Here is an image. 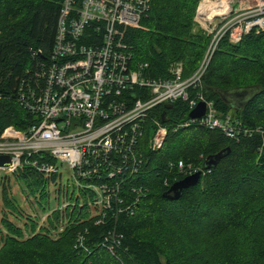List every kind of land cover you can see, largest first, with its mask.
Here are the masks:
<instances>
[{"label":"trees","instance_id":"16d2710c","mask_svg":"<svg viewBox=\"0 0 264 264\" xmlns=\"http://www.w3.org/2000/svg\"><path fill=\"white\" fill-rule=\"evenodd\" d=\"M65 1L0 0V130L38 120L22 102L45 85ZM199 1L150 0L140 26L117 36L131 54L129 63L143 65L144 77H169L178 63L185 77L198 69L211 40L195 28ZM81 4L75 0L73 6ZM95 27L85 26L80 45H102L104 31ZM199 94L248 132L229 137L193 120L190 100L183 98L170 108L155 107L144 118L142 135L130 143L127 160L112 156L122 169L111 181L118 197L104 217L94 188L72 177L63 181L60 170H0V264H207L218 248L222 257L234 254L228 264H264V29L236 43L224 36L200 82L189 88L190 99ZM151 118L168 128L157 150L149 147ZM222 150L207 168V158ZM188 165L202 171L198 183L168 199L164 192L190 174ZM107 174L99 171L96 180ZM11 177L24 199L13 195ZM40 213L46 214L42 222Z\"/></svg>","mask_w":264,"mask_h":264},{"label":"built area","instance_id":"2783aa9c","mask_svg":"<svg viewBox=\"0 0 264 264\" xmlns=\"http://www.w3.org/2000/svg\"><path fill=\"white\" fill-rule=\"evenodd\" d=\"M74 1H65L44 87L38 93L33 90L31 98L22 102L39 116L38 120L25 128L11 124L0 130V155L10 157V163L0 166V170L12 173L25 165L50 173L60 170L59 163L64 164L77 185L94 188L95 201L104 217L118 197L111 181L122 169L112 156L127 160L130 143L135 145L142 135L139 130L144 118L155 107L183 98L190 100L193 109L205 101V113L193 120L219 128L229 137L248 129L231 114L222 116L213 101L203 95L190 99L189 88L200 82L205 61L190 76L183 75L178 63L170 69L169 77L158 79L144 77L143 65L134 67L129 63L131 54L117 36L127 27L140 26L150 0H82L78 8L73 6ZM202 1L197 18L203 17L199 14ZM226 1L224 13L200 22L207 31L208 26L210 32L216 29L211 43L215 47L227 32L230 40L237 42L253 29H264V0ZM89 23H95V30L104 31L102 45H80L79 39ZM108 95L113 97L107 99ZM150 120L154 132L149 147L157 150L162 147L168 128L156 118ZM33 154L41 157L32 158ZM178 166L186 168L182 160ZM187 169L190 174L196 171L191 165ZM99 171H108L100 183L96 180ZM115 184L119 186L117 181Z\"/></svg>","mask_w":264,"mask_h":264},{"label":"water","instance_id":"95a60500","mask_svg":"<svg viewBox=\"0 0 264 264\" xmlns=\"http://www.w3.org/2000/svg\"><path fill=\"white\" fill-rule=\"evenodd\" d=\"M172 104H167L166 107L170 108ZM206 103L205 101H202L198 103V105L193 108L190 112V116L192 118L201 117L205 113ZM166 111L162 113V120L165 121ZM224 150L220 151L214 156H210L206 160V167L210 168L212 165H215L217 161L224 155ZM10 163V157L9 155H0V166L8 165ZM202 171L198 170L196 172H193L182 179H179L175 181L170 188L164 192V196L168 199L175 200L180 198L182 191L190 186H194L198 183L200 177H201Z\"/></svg>","mask_w":264,"mask_h":264},{"label":"rangeland","instance_id":"374dc122","mask_svg":"<svg viewBox=\"0 0 264 264\" xmlns=\"http://www.w3.org/2000/svg\"><path fill=\"white\" fill-rule=\"evenodd\" d=\"M202 0H200L199 1V4H200V2H201ZM204 3V2H203ZM199 4H198V6H199ZM197 10H198V7H197ZM196 15H197V11H196ZM196 15H195V28L196 29H199V28H202V29H204L203 27H202V25H201V21H203V19H201V21L196 17ZM219 19H217L216 21H218ZM204 31H205V33H207L208 35H210V37H211V40H210V42H209V45H208V48H207V50H206V52H205V55H204V57H203V59H202V61H201V63H200V65L198 66V68L202 65V63H203V61H205L206 63H205V65H204V67H203V69H204V71H205V66L207 65V63L209 62V60H210V58H211V55L213 54V52L215 51V49L217 48V46H218V44H217V46L215 47V44H213V45H211V43H212V39H213V36H214V33H215V31H216V29L215 30H213L212 32H210V26H208V31L207 30H205L204 29ZM228 34V32L225 34V36ZM224 36H222L221 37V39L223 38ZM220 39V40H221ZM242 39V38H241ZM241 39H239L237 42H239ZM219 40V41H220ZM219 41H218V43H219ZM234 43H236V42H234ZM197 70V69H196ZM59 167H60V171L63 173V181H66V180H68V181H71V176H70V171H68L67 170V168H66V166L64 165V164H61V163H59ZM11 182H12V193H13V195L14 196H16V198H17V200L19 199L20 200V198L21 199H24V192H21V187H19V185L17 184V181H15V179L13 178V177H11ZM22 195V196H21ZM24 204V203H23ZM28 208H30V207H28V206H26V209H28ZM41 214V219H40V222H42V221H44L45 219V217H46V214H42V213H40ZM102 222V220H98V221H96V223L97 224H100ZM217 257H219V258H215V256H214V254H212L211 256H210V259H212V262H209V263H207V264H228V259H230L232 256H230V258H229V256L227 255L226 257L224 256V257H222V256H220V255H222V253H223V251L222 250H220V248H218L217 250H214L213 249V251H212ZM218 252H219V254H218ZM231 260V259H230Z\"/></svg>","mask_w":264,"mask_h":264},{"label":"bare ground","instance_id":"6f19581e","mask_svg":"<svg viewBox=\"0 0 264 264\" xmlns=\"http://www.w3.org/2000/svg\"><path fill=\"white\" fill-rule=\"evenodd\" d=\"M204 2V3H203ZM226 4H228V1L226 0H203L200 6V12L199 14H203V17L199 15L198 19L201 21L203 19V23H205L207 18H210L214 14L224 13L226 11ZM223 5V7H222ZM210 8L207 15V9ZM222 11V12H220ZM140 63V62H139ZM191 118V117H190ZM192 120V119H191ZM189 121V120H188ZM186 122V121H185ZM185 126V124H184ZM247 128V127H246ZM261 130V129H260ZM252 131V130H251ZM259 131V129H258ZM244 134V133H242ZM262 135V134H261ZM184 174V173H183ZM135 178V177H134ZM116 179V178H115ZM116 203V202H115ZM114 204V203H113ZM100 209V208H99ZM113 210V209H112ZM114 213V212H112ZM98 214V213H97ZM111 214V213H110Z\"/></svg>","mask_w":264,"mask_h":264}]
</instances>
